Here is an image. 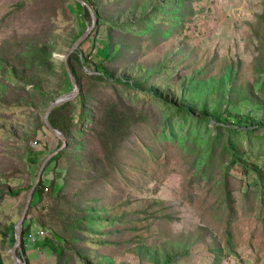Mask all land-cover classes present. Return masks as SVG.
I'll return each mask as SVG.
<instances>
[{"label": "rangeland", "instance_id": "374dc122", "mask_svg": "<svg viewBox=\"0 0 264 264\" xmlns=\"http://www.w3.org/2000/svg\"><path fill=\"white\" fill-rule=\"evenodd\" d=\"M98 3L105 19L117 14L125 17L124 0H98ZM69 4L70 0H0V59L4 66L17 72L7 79L3 67L0 68V196L3 195L0 250L6 264H12V246L4 234L6 226L18 221L29 191L26 187L34 182L41 162L62 143L49 129L37 130L45 110L36 108L41 96L30 83H37L45 91L56 89L58 96L72 90L67 87L69 79L60 68V58L67 52L71 38L83 31V26L76 17L78 12L71 11ZM188 11L191 14L181 32L158 44L112 30L111 42L121 44L123 50L116 59L105 61L104 66L118 78H132L136 72L164 67L166 74L155 77L153 82L171 78L179 86L186 75L201 71V78L219 77L226 65H233L235 88L249 90L256 96L257 79L264 73V0H190L185 12ZM90 23L91 18L85 17V28ZM96 27L95 23L88 40L81 45L84 52L92 51L90 58L94 61L101 59L98 51L105 39V25L94 30ZM47 41L54 46V71L40 69L21 74V50L27 44L42 45ZM127 48L134 52L127 55ZM83 71L86 75L96 74L90 63ZM18 74L28 82L25 86L17 81ZM92 86L94 104L101 101L128 104L121 91L123 87L114 80L98 81ZM231 98L229 110L233 114L253 118L261 115L262 110L249 99L235 95ZM72 103L75 114L79 109ZM157 120L158 115L153 112V123ZM76 128L77 123L71 127V137L81 139L75 134ZM93 133V129L84 130L85 151L81 153L102 158L103 178L91 183L77 165L67 175V157L51 163L41 177L62 183L67 175L64 190L68 201L72 192L84 189L83 198L97 197L109 215L125 214L131 219L114 226L130 229L105 236L112 242L107 248L98 249L99 252L112 256L116 264H150L143 252L169 243L172 251L185 248V254L175 264H212L218 249L223 254L221 264H264V181L262 193L258 190L259 200L255 194L258 186L255 178L245 176L240 167L231 168L227 175L234 197L232 211L227 214L219 207L220 191L193 176L190 155L183 154L172 141L157 140L149 126L141 124L132 129L116 153L105 160L102 146ZM258 137L264 144V137ZM263 144L252 143L253 157L247 155L250 162L263 153ZM255 162L264 174V158ZM18 188L20 191L13 196ZM55 193L53 190L51 194H44L43 200L27 212L37 219L42 215L48 226L60 230L56 213L60 209L70 211L71 205L65 199L53 202L49 196ZM80 197L79 194L74 201L82 205ZM49 234L45 229L41 239ZM40 253L47 261L54 257L47 248ZM41 262L39 255L30 254L31 264Z\"/></svg>", "mask_w": 264, "mask_h": 264}, {"label": "trees", "instance_id": "16d2710c", "mask_svg": "<svg viewBox=\"0 0 264 264\" xmlns=\"http://www.w3.org/2000/svg\"><path fill=\"white\" fill-rule=\"evenodd\" d=\"M82 1L87 3L95 13L97 27L94 30L105 25L104 46L98 51L101 59L97 61L90 58L91 50L87 53L82 50V43L76 51L68 56V66L78 85V95L73 99L74 101H68L53 108L48 115L49 122L64 133L66 145L67 142L68 145L48 160L43 172H46L45 170L51 163L61 157H67L69 160L67 175L77 165L82 167L89 181L94 183L98 178H103L105 169L102 158L81 153V151L83 153L85 151L84 130L93 129V135L96 136L104 151L103 159L105 160L116 153L124 139L130 136L132 129L142 124L150 127V131L157 140L172 141L180 147L183 154L190 155L193 176L211 188L220 191L219 207L227 214L232 211L234 197V195L232 197L233 189L227 175L231 168L240 167L245 176H253L258 183L255 194L258 196L259 189L262 193L264 174L261 172V166L255 160L264 158V151L257 155L254 162H250L247 155L250 154L253 157L252 143L263 144L262 139L260 142L258 136L264 137V73H261L257 79L259 84L256 96H252L249 90L244 92L235 88L233 78L236 73L233 65H226L219 77L201 78V71L186 75L183 77L182 83L178 84L179 86L171 78L164 82H153L155 77H160L167 71L164 67H153L136 72L132 78H118L104 66L105 61H110L111 58L112 60L116 59L123 50L121 44L111 42V31L119 30L120 33H127L136 38L142 37L149 42L158 44L181 32L191 14L190 11L185 12L190 0H138L137 2L136 0H124L126 3L125 17L120 18L121 15L117 14L116 17H106V19L102 16L98 0ZM69 8L71 11L78 12L76 17L79 18V23L83 26L84 31L85 17H90L87 7L70 0ZM80 34L72 37L69 44L71 45ZM53 50L54 46L48 41L42 45L29 46L27 44L19 55L20 73L37 72L40 69L53 72ZM126 52L127 55H130L134 51L127 48ZM88 63L92 65V72L96 73L95 75L84 73L83 68H87ZM1 67H3L5 78L8 79L11 74H15V70L4 66L0 59ZM60 68L65 70L62 62H60ZM16 79L23 86L28 83L23 81L19 74ZM110 79L123 87L121 91L128 104L121 105V103L117 104L113 101H101L98 104L92 102L94 98V86L92 85L98 84V81L108 83ZM30 84L36 94L41 96L37 100L38 106H36L41 111H44L48 104L58 96V93L55 92L56 89L45 91L35 82ZM67 87L69 90L72 89L69 81ZM233 95L241 97L243 100L249 99L262 110L261 115L253 118L250 115L230 112L229 105ZM72 102H75L79 109L75 114ZM137 103L140 105L136 109ZM153 112L158 115V120L155 123L152 121ZM75 123H77L75 134L81 139H77L73 135L71 137V127ZM45 128L47 129L43 121L37 123V130L42 131ZM67 175L65 182L62 183H57L54 179L45 180V177H41L37 183L29 205L30 209L43 200L44 194H51L53 190H56L55 195L52 194L49 197L53 199V202L65 199L64 201L70 203L71 210L60 209L57 211L55 219L61 222L60 230L48 226L42 215L37 219L31 212H27L21 232L22 255L25 254L27 239L32 229L40 230L42 227L50 234L44 235L38 244L54 254L47 264H116L112 256L103 254L98 249L107 248L112 242V239L105 236L116 235L122 229H130L127 226L122 229L114 226L126 223L131 219L127 218L125 214L109 215L108 210L99 203L100 200L97 197L83 198L84 189L72 192L70 201H68V194H65L64 190L67 186ZM31 185L29 184L26 188L30 189ZM49 185L50 187H48ZM88 186L86 187L88 188ZM19 191L18 188L17 192L12 195H16ZM87 191L89 192V189ZM79 194L82 205L74 201ZM244 196L246 197V195ZM258 199L260 200L259 196ZM50 208L52 209V206ZM14 225L15 223L10 222L4 231L5 236L9 237L11 246L14 243ZM41 230L44 233V230ZM164 244L165 246L161 244L162 248L159 246L157 249L154 246L148 251L146 250L145 253L143 252V255H147L150 264H175L178 261L177 258L185 254V248L172 251L169 243ZM215 254L212 264H221L222 262L219 260L223 255L222 251L218 249ZM0 264H6L1 250ZM26 264L28 263L26 262Z\"/></svg>", "mask_w": 264, "mask_h": 264}, {"label": "water", "instance_id": "95a60500", "mask_svg": "<svg viewBox=\"0 0 264 264\" xmlns=\"http://www.w3.org/2000/svg\"><path fill=\"white\" fill-rule=\"evenodd\" d=\"M75 2L87 7L89 13H90V17H91V23L89 26H87L85 28V30L72 42V44L69 46L67 52L65 53L64 56H61V62L62 65H64L66 74L68 76L69 82L71 84L72 90L68 93L62 94L58 97H56L54 100H52L47 108L44 111L43 114V123L44 125L47 127V129H49L52 133H54L61 141V145L56 148L55 150L52 151V153H50L40 164L39 169L37 171V175L35 177L34 182L32 183L28 194H27V198H26V202L24 204V207L21 211L20 217L18 219V221L15 223L14 225V243L11 247V258H12V264H25V261L22 257V249H21V239H22V227H23V221L24 218L27 214V210L29 208L31 199H32V194L33 191L37 185V183L39 182L41 176H42V172L43 169L46 165V163L48 162L49 159H52L56 154L59 153V151L65 147L66 145V136L64 135V133H62L58 128L54 127L48 120V115L51 112V110L55 107H58L62 104H64L65 102L74 99L79 92L78 89V85L71 73V70L68 66V56L77 50V48L79 47V45L85 41V39L88 37L89 33L91 32V30L93 29L95 23H96V16L95 13L93 11V9L84 1L82 0H74Z\"/></svg>", "mask_w": 264, "mask_h": 264}, {"label": "crops", "instance_id": "0c3cea01", "mask_svg": "<svg viewBox=\"0 0 264 264\" xmlns=\"http://www.w3.org/2000/svg\"><path fill=\"white\" fill-rule=\"evenodd\" d=\"M10 224V222H9ZM36 229H32V231H35ZM9 239V237H7ZM41 241V236L40 237H37L36 241L34 243H31L29 241V238L27 239V245H26V248H25V254L22 255L24 261H25V264L26 262L28 264H31L30 263V254L33 252L37 255H39V259L42 260L41 263L39 264H47V258L45 256H43L41 253H40V250L43 249L42 247L39 246V242ZM4 257V255H3ZM51 260V259H50Z\"/></svg>", "mask_w": 264, "mask_h": 264}, {"label": "built area", "instance_id": "2783aa9c", "mask_svg": "<svg viewBox=\"0 0 264 264\" xmlns=\"http://www.w3.org/2000/svg\"><path fill=\"white\" fill-rule=\"evenodd\" d=\"M43 234V231L40 229V230H35V231H32L30 234H29V241L31 243H34L37 239V237H40L41 235Z\"/></svg>", "mask_w": 264, "mask_h": 264}]
</instances>
